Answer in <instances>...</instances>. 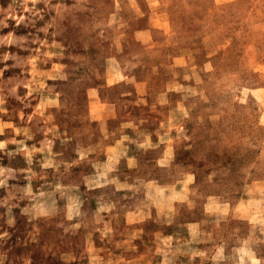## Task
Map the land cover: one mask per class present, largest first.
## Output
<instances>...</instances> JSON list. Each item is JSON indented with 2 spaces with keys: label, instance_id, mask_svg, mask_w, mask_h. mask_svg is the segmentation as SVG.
I'll return each mask as SVG.
<instances>
[{
  "label": "rangeland",
  "instance_id": "374dc122",
  "mask_svg": "<svg viewBox=\"0 0 264 264\" xmlns=\"http://www.w3.org/2000/svg\"><path fill=\"white\" fill-rule=\"evenodd\" d=\"M23 3L0 0V123L31 138L4 128L0 141L31 152L50 139L51 166L47 151L0 148V264L264 259V0ZM37 48L38 70L61 68L27 95ZM41 95L59 100L45 112L59 137L28 120ZM57 184L47 214L24 211L26 188Z\"/></svg>",
  "mask_w": 264,
  "mask_h": 264
},
{
  "label": "clouds",
  "instance_id": "9594fccd",
  "mask_svg": "<svg viewBox=\"0 0 264 264\" xmlns=\"http://www.w3.org/2000/svg\"><path fill=\"white\" fill-rule=\"evenodd\" d=\"M32 3L34 5L35 4V0H32ZM23 8H24V11H30V9L27 7V0H24ZM4 11L6 12V17L8 15H10L14 19H16L15 11H14V9H12L11 5L9 6V9H6ZM23 19H24V17L20 16L17 19V23H19ZM0 23H2V21H0ZM42 31H47V29H42ZM20 39H23V37H21ZM3 41L5 43H13L14 42L13 37H12L11 34H9L8 36L3 37ZM33 42L35 43V41H33ZM40 44L44 45L45 47H59V45L48 46V45H46L44 40H41ZM35 51H36L37 55L36 56H31V57H29L26 60V63L30 66L29 73H30V75L32 77V79H30L24 85L26 88H29V92L27 93V95H31L32 92H41V93H43V91H44V89L46 87L45 78H53V72L54 71H58L61 68V65L53 64L52 65V70H50V71L38 70L37 69V65H36V61L41 58V53H40V49L39 48H37ZM56 55H58V53L52 52V51H45L42 54L43 57H48V58H51V57L56 56ZM8 58L9 57L7 55L4 56V59H8ZM31 85H35V87H30ZM13 91H14V89H13ZM0 103H3V101H0ZM58 106H59L58 98H49L48 96L41 95L39 103L36 104L35 108L33 109V112L28 116V120H32V118L34 116H38L44 121V123L46 125V127L44 128V134H45L46 137H47V135L49 133H51L53 137H59L61 135V133L57 130V125L52 123L53 116L51 114L45 115V112H46V110L49 107H58ZM0 111H4V109L0 108ZM21 117H23V113H21ZM47 125H51V126H47ZM4 128H13V125L11 123H0V132H2V130ZM13 131L16 132L17 134L23 132L27 138H29V139L31 138L28 135V131L29 130L26 127L25 128H13ZM166 139H167V132H165L164 136H161L159 138V142L160 143H164L166 141ZM9 142L17 143V144L21 145L22 146V150H24L29 156L31 155V153H34V152L47 151L48 154H49V159H47L45 161V164L43 166L44 167L51 166L50 156H51L52 140L47 139V138L44 139L43 141H41L42 147L41 148L33 147L31 149V152H28V150L26 148H23V141H15V140H12V141H0V148L4 147ZM148 143H149L148 140H145L144 145H142V146H147ZM168 143L170 144L171 142L168 141ZM18 150H21V149H18ZM87 151H92V149H88ZM108 151L109 152H115V149L109 148ZM171 151H172L171 147H168L166 152H165V156L166 157L170 156L171 155ZM85 155H86V151L85 150H79V156L81 158H83ZM109 160L114 162V158L113 157H109ZM105 167L107 168L108 166L106 165ZM101 175H103V173H101ZM3 183H4V181H0V184H3ZM97 186H100V185L97 183ZM124 187H130V186L129 185H119V184L117 185V188H124ZM148 187H152V185L149 184ZM59 189H60V185L57 184L53 188L52 192L45 193L44 191H38L35 194H33L32 190H31V187L29 186L28 188L25 189V193L30 197V199L33 201V203L31 204V209L25 208L24 211L28 212L30 210H33L34 215H45V214H47L46 209L44 207V204L42 202V199L45 196L51 197L53 195V192L56 191V190H59ZM160 191H161L160 189H157V193L158 194H159ZM261 191H262V194H264V189H262ZM73 214H78L76 212V205L74 203L69 206V210H68L69 218H71V216ZM8 222H9V224H11L12 223L11 219ZM261 231L264 232V226L261 227ZM89 250H91V245H89ZM246 255L252 261V264H264V259L255 260L253 258L252 253H250V252L247 253ZM92 264H101V261L97 257L94 256L92 258ZM107 264H113V262L109 261V262H107Z\"/></svg>",
  "mask_w": 264,
  "mask_h": 264
}]
</instances>
